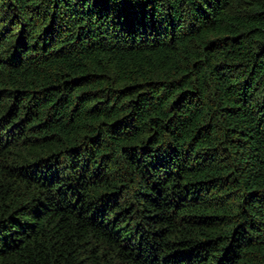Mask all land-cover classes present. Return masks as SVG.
<instances>
[{
	"label": "trees",
	"instance_id": "trees-1",
	"mask_svg": "<svg viewBox=\"0 0 264 264\" xmlns=\"http://www.w3.org/2000/svg\"><path fill=\"white\" fill-rule=\"evenodd\" d=\"M0 264H264V0H0Z\"/></svg>",
	"mask_w": 264,
	"mask_h": 264
}]
</instances>
